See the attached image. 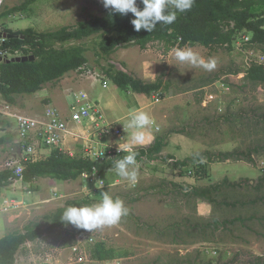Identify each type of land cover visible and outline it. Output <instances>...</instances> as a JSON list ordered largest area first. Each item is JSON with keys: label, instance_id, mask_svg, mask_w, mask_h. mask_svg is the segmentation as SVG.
<instances>
[{"label": "rangeland", "instance_id": "374dc122", "mask_svg": "<svg viewBox=\"0 0 264 264\" xmlns=\"http://www.w3.org/2000/svg\"><path fill=\"white\" fill-rule=\"evenodd\" d=\"M24 1L9 0V3L19 6ZM44 1L47 3L43 5ZM46 5L55 13L53 20L44 24L43 19L39 18L36 23L31 24L29 12L35 8H39L36 11L44 10ZM1 10L2 7L0 12ZM107 10L102 0H37L35 5L32 4L26 10L28 12L24 13L25 18L18 16L6 20V25L0 23V32L13 31L8 28L10 26L13 29H25L31 25L39 32L54 31L61 28L60 25L73 27L92 16H103ZM250 38L251 34H239L232 51L224 47L181 48H191L205 63L215 61L212 70L179 62L173 49L167 52L164 43L149 44L150 49L146 53L160 60L158 76L168 84V88L161 93L164 98L159 103L154 104L153 98L148 97L143 104L144 107H150L149 111L155 109L161 114V121H154L152 127L156 138H163L167 142L160 158L156 161L138 162L135 186H130L114 170L100 174L97 183L83 177L69 182L40 179L35 184L38 191H31V194L24 183L9 186L10 194H7V199L11 203H21L16 213L18 218L5 234L21 232L30 222H38L46 227L49 222L45 217L65 206L68 201L88 199L90 206H93L101 201L105 192L114 199H121L128 209L127 214L117 224L84 229V234L76 236L74 243L68 247L64 246V233L46 235L36 243H30L28 254L18 255V264H27L31 254L39 259L56 247H60L62 264H71L69 259L78 253L76 248L91 254L98 243H103L106 248L114 249L120 254L117 257L119 264H177L195 258L198 252L202 253L206 261L214 264H250L259 257L264 261V182H260L264 170L258 166V162L264 160V85L236 78V74L232 72L245 70V51L263 53L257 46L246 42ZM88 46L90 68L80 71L87 80L83 86L85 92L93 100L99 94L108 96L117 93L124 97L125 91L112 82H108V88H102L107 78L105 68L112 63L121 70L122 67L125 68L121 60L138 65L144 50L137 46L121 48L106 61L97 54L93 41ZM132 67L137 74L138 70L135 66ZM91 75L99 77L92 79ZM141 77L145 81H151L145 79L144 74ZM224 77L222 83H226L229 90H225L220 83ZM52 84L55 85L51 83V87ZM49 89L53 98V105L50 107L69 115L70 99L60 96L55 86L50 88L49 84L44 85L43 90L38 93L40 98L32 100L33 95H26L24 99L18 97L16 106L29 113L44 114L45 100L42 96ZM2 101L4 100L0 97V102ZM0 105L2 109L4 104ZM12 109L16 108L12 106ZM14 112L17 114L15 110ZM127 121L116 125L123 128L127 126ZM16 125L15 119L0 112V171L5 169L10 158L19 156ZM158 127L161 130H155ZM114 142L120 143L116 139ZM139 147L142 146L137 148ZM232 152L238 153V159L241 160H228L226 163L214 158V163H206L210 180L201 181L199 185L202 186L199 187L205 188L220 182L230 170L235 173V177L231 179L237 187L224 188L216 198L219 205L215 208L208 205L210 212L204 214L203 210L207 206L201 203L206 202L184 196L185 191H191L190 188L196 182L189 174L191 166L176 167L174 160L166 159L170 156L176 161H184L201 153H207L205 158L208 159L220 153ZM45 153L51 154L48 150ZM249 153L252 154L254 164L243 160ZM217 163L221 164L212 166ZM238 164L241 169L236 171L233 167H226ZM213 169L215 170L211 173ZM217 184L221 185L222 182ZM259 185L261 187L258 190ZM255 200L257 202L254 203ZM224 201L231 206L224 205ZM242 203L246 205L242 206ZM10 214L14 213H0V219L4 216L11 217ZM238 218L241 220H237ZM214 219L220 223L225 220L234 222L217 226V229L214 226L208 228L207 234L201 236L197 229ZM191 227L196 229L190 230Z\"/></svg>", "mask_w": 264, "mask_h": 264}, {"label": "trees", "instance_id": "16d2710c", "mask_svg": "<svg viewBox=\"0 0 264 264\" xmlns=\"http://www.w3.org/2000/svg\"><path fill=\"white\" fill-rule=\"evenodd\" d=\"M37 0H25L21 5L15 6L6 12L0 13V19L27 13V9ZM143 7L142 4L138 5ZM177 20L172 25H157L151 32L141 30L136 32L131 20L134 18L131 13L127 16L114 14L109 9L103 16H92L89 19L79 22L73 27H61L54 31L39 32L32 27L20 30H6L10 37L0 43V57L4 54L5 60L19 56H34V60L26 62H2L0 63V97L5 102L17 105V98L24 95H33L41 91L44 85L60 82L68 73L79 71L88 64L89 42L93 41L97 54L106 61L119 50L130 46H139L142 50L149 44L164 43L167 52L179 46L196 47L202 46L208 49L219 47L233 50L236 37L245 32L251 34L250 44L257 46L264 54V0H195L192 9L185 13H177ZM230 22L235 24L233 29ZM181 39V40H180ZM180 40V41H179ZM234 74L240 71H232ZM105 74L120 90L136 94L152 96L159 93L161 98L163 91L168 88L162 78L155 82L145 81L118 70L111 63L105 68ZM246 81L264 85V67L253 66L247 70ZM166 142L163 138H156L148 147L137 148V161H156L160 158ZM126 153L118 156L123 158ZM207 153L195 154L184 161H176L168 156L166 160H174L176 167L191 166L189 174L195 181L209 178L206 163H214L228 160L240 161L236 152L220 153L218 156H205ZM248 163L254 164L252 154L243 157ZM207 159V160H205ZM115 160H109L103 164H94L82 157H70L58 150L51 155L37 162H29L23 173V182L29 191H38L35 184L40 179H52L57 181H75L83 174H92L96 169L99 174L113 170ZM187 172V171H186ZM187 174V173H186ZM183 176V175H182ZM14 177L10 170L0 171V190L10 185V179ZM260 182H264L263 177ZM221 184V183H220ZM237 187V185L224 180L221 185L212 184L208 187H193L185 193V197H193L206 202L208 205H219L216 198L222 194L224 188ZM261 185L257 187L259 188ZM263 200V199H259ZM254 203L257 200L253 201ZM246 205L245 203H242ZM90 206L88 199L68 201L65 206L58 208L45 220L49 224L44 227L41 223L30 222L21 232H15L0 238V264H16L17 256L27 253V243H36L46 235L64 233V246L68 247L74 243L76 236L83 235L84 229L68 223L63 219L64 211L68 207ZM224 205L231 206L224 201ZM241 220V219H237ZM234 221L225 220L205 224L197 229L201 236H205L208 228L231 224ZM71 231H69V229ZM196 229L191 227L190 230ZM186 233H189L186 230ZM91 255L99 260H113L120 256L114 249L106 248L103 243H98L91 250ZM177 264H214L206 261L202 253L198 252L195 258L180 261ZM250 264H264L262 258H257Z\"/></svg>", "mask_w": 264, "mask_h": 264}, {"label": "built area", "instance_id": "2783aa9c", "mask_svg": "<svg viewBox=\"0 0 264 264\" xmlns=\"http://www.w3.org/2000/svg\"><path fill=\"white\" fill-rule=\"evenodd\" d=\"M3 0H0V7ZM235 24L230 22V27L225 30L233 29ZM6 37H0V43H3ZM181 40V39H180ZM179 40V41H180ZM250 39H247V43ZM176 49L179 46L175 47ZM174 49V48H173ZM243 51V49H239ZM246 52V68L236 74V78L244 79L247 70L253 66L264 67V54H257L254 50ZM4 54L1 58H5ZM117 64V63H116ZM118 65V64H117ZM85 68H81L84 70ZM91 75L90 78L95 79ZM99 76L97 75L96 78ZM220 83L225 90L226 83ZM219 83V82H218ZM106 88L107 84H103ZM153 103H159L161 100L160 93H154ZM70 99V115L68 118H63L56 108L49 106L45 107L44 114L49 117L48 122H35L25 118L10 117L15 119V126L18 134L17 145L19 146V156H13L5 165V170L13 172L14 177L10 179V185L23 183V173L26 164L29 162H37L47 158L49 155L45 153L48 150L50 153L58 150L70 157H82L91 161L94 164H103L109 160H116L119 155L124 152H118V143L113 142L115 139L120 143H124V131L121 128L108 123L102 112L100 105L96 101H92L86 93L69 94ZM205 104V103H204ZM137 150V147L135 148ZM45 153V154H44ZM143 160H147L143 158ZM260 169L264 170V160L258 162ZM85 179L93 183H97L100 179L99 172L94 169L92 174H83ZM28 193L31 194L29 191ZM20 203H11L8 199H4L0 203V213H9L17 210ZM76 256L71 257V264H119L120 261L115 258L113 260H99L94 258L85 250L76 248ZM62 253L60 247L52 249L49 254L35 259L30 255L27 264H62L60 257Z\"/></svg>", "mask_w": 264, "mask_h": 264}, {"label": "clouds", "instance_id": "9594fccd", "mask_svg": "<svg viewBox=\"0 0 264 264\" xmlns=\"http://www.w3.org/2000/svg\"><path fill=\"white\" fill-rule=\"evenodd\" d=\"M102 3L105 9H109L114 14L127 16L131 13L134 17L131 24L136 32L143 30L151 33L157 25L174 24L178 18L177 13L190 11L195 0H102ZM140 4L143 5L142 8L138 6ZM0 33L4 34L3 32ZM173 52L175 58L181 63L203 67L205 70H212L215 67V61L205 63L191 48H177L173 49ZM3 59L5 60V58ZM80 71L82 70L80 69L78 72ZM130 115L131 119L124 130L127 133V129H132V132L130 136L127 135V137L122 138L125 142L118 143L117 149L118 152L126 154L123 158L114 161L113 170L119 177L128 181L130 186H135L138 179L137 156L139 155L135 148L143 146L150 139L148 129L153 125V120L146 112L139 109H132ZM127 212L128 209L121 199H114L105 192L102 194L101 201L93 206L68 207L64 211L63 219L77 228L92 229L101 225L117 224ZM30 243H27L28 250Z\"/></svg>", "mask_w": 264, "mask_h": 264}, {"label": "crops", "instance_id": "0c3cea01", "mask_svg": "<svg viewBox=\"0 0 264 264\" xmlns=\"http://www.w3.org/2000/svg\"><path fill=\"white\" fill-rule=\"evenodd\" d=\"M36 2L33 5H35ZM45 3H47V2L44 1L43 5ZM13 7H15V6H12V4L9 3V0H4L3 1V5H2V10H1L0 13L6 12L7 10H9V9H11ZM38 9L39 8H35V10H31V12H29L30 15L28 17H29V22L31 24L33 22L36 23V20H38L39 18L43 19L42 23H44V24H47L49 21L53 20V16H54L55 13L52 11L51 8L48 7V5H46V8L44 10L36 11ZM18 16H20L19 18H21V19L25 18L24 13H21L20 15H12V16H9V17L1 18L0 21H2V22H0V23H2V24L5 23V25H6V22H5L6 20L9 21V20H12L13 17H18ZM60 26L61 27H71V26H68V25H60ZM29 27L33 28L32 25L29 26ZM29 27H27V28H29ZM8 28L12 29L13 31L23 30L22 28L13 29L11 26L8 27ZM157 43L158 42L153 43V44H157ZM137 47L140 48L139 46H137ZM121 48H119V49H121ZM128 48H130V47H128ZM148 49H150V48L148 47L147 49H144V53H143L142 57L140 58V60H138V62H139V64L137 63L138 65H134V64L131 65L130 62H127V60L126 61L125 60H121V62L123 63V65L125 67V68L122 67V69H123L124 72H126L127 74H129V75H131L133 77L142 79L141 75L144 74V78L145 79L151 80L150 82H155L158 78H160L158 76V69H159V65H161V62H160L159 59L156 58V56H154V55L151 56L152 54L146 53V52H148ZM183 64H186V63H183ZM88 65H89V62H88L87 65H85V68H87L89 70L90 67ZM132 66H135V69L138 70V73H137L138 76H137L136 73H134L135 70L133 72V67ZM83 75L84 74H82V73H80L78 71L70 72L60 82H55L54 83L55 85L52 84V87L55 86V89L57 90V93L60 96L63 95L65 97V99H67V97L69 99H71L69 97V94L71 92L78 93V94L79 93H86L85 92L86 90L83 89V86H84V81H87V80L82 77ZM108 82H112V81L109 78H105L103 84H107L106 88H108ZM103 84H102V88H104ZM49 85H50V88H52L51 87V83H49ZM106 88H104V89H106ZM40 92H38V93H40ZM38 93L33 94L34 97H32V100L34 98H40L39 97L40 95ZM125 93L126 94H124V97H121L117 93L114 94V95H108V96H104L103 94H99V95L96 96L97 98L94 99V100L91 99L89 94H87V93L86 94L89 96V98L92 101H96L100 105V107L102 109V112H103V114L105 116L106 121L108 123L114 124V126H116V127H118L116 125L118 122H125V121L128 120L125 124L129 123V120H130V117H131L130 111L132 109H139L140 111L146 112L152 118L153 124H154V121H161L160 120L161 119V117H160L161 114L159 112H156L155 109L154 110L152 109L151 111H149L148 109L150 107H144L143 106V104L145 102L144 99H148V96H146L144 94H136V93H131V92H125ZM24 97H26V95L21 96L18 99H22V98L24 99ZM28 97H30V96H28ZM149 97H153V96H149ZM42 98H43V100H45L44 101L45 104H44V109L43 110H45L46 106H49V105L52 106L53 105V104H51V103H53L52 102L53 98H52V93L50 92V89H49L48 92L45 93L44 96H42ZM3 103H4V101H2V103L0 102V104H3ZM10 105L15 107L18 111L16 109H14V110L17 112V114H19L21 116H25V117L30 118L32 120L43 119L44 118L45 114H39L38 115L37 113L36 114L31 113V112L29 113L26 110H24V109H22V108H20L18 106H15V105H12V104H10ZM36 108H38V107H36ZM59 112H60V114H61V116L63 118H68L69 115H70V113L68 115L67 113L66 114L62 113L60 110H59ZM158 113L160 115H158ZM158 117H160V118H158ZM152 127H153V125L148 129V133L150 135V139L142 147H148L149 145H151L154 142V140L156 138V134H155V131H154V129ZM118 128H120V127H118ZM124 128H126V126L121 128V129H123L124 134H125ZM155 130L159 131V130H161V127L160 128L158 127ZM131 132H132V129H127L126 137H127V135L130 136ZM123 142H125V141H123ZM166 145H167V142H166ZM218 164H221V163L212 164V166L214 167V165H218ZM226 167H227V169L233 167V169L236 171V170H238L240 168V165L239 164L235 165V166L227 165ZM214 170L215 169L211 170V173ZM209 175H210V172H209ZM233 177H235V173L230 170L228 173H226L222 177L221 181L217 182V183H221L224 180H228L230 183L235 184L234 181L231 179ZM206 180H210V177L208 179L196 181L195 183H193V185L190 188V190H192V188L194 186L195 187L196 186L197 187L202 186V185H199V184L201 183V181H206ZM12 186H10V187H12ZM8 187L2 188L0 190V203H1L2 200L7 199V197H6L7 194H10V192L8 190ZM185 193H186V191H185ZM11 196H12V194H11ZM201 204H203L204 206L205 205L207 206V207L204 208L203 212H204V214H208L210 212L208 204L207 203H201ZM17 210L11 212V213H14L13 215L10 214L11 217L4 216L3 219H0V237L1 238L6 235L5 233L7 232V230L13 226L14 222L18 218L19 215L16 214ZM16 264H18V256H17V263Z\"/></svg>", "mask_w": 264, "mask_h": 264}, {"label": "bare ground", "instance_id": "6f19581e", "mask_svg": "<svg viewBox=\"0 0 264 264\" xmlns=\"http://www.w3.org/2000/svg\"><path fill=\"white\" fill-rule=\"evenodd\" d=\"M3 104H4L3 105V108L2 109L0 108V112H2L6 116L18 117V118H25L27 120H31V121H35V122H39V123H41V122H48L49 117L47 115H44V118L43 119L32 120V119L27 118L25 116H21L19 114H16L14 112V110L12 109V106L9 103L4 102Z\"/></svg>", "mask_w": 264, "mask_h": 264}, {"label": "water", "instance_id": "95a60500", "mask_svg": "<svg viewBox=\"0 0 264 264\" xmlns=\"http://www.w3.org/2000/svg\"><path fill=\"white\" fill-rule=\"evenodd\" d=\"M10 37L8 34H2L0 33V37ZM34 56H23V57H17V58H12L10 60H4L3 58H0V63L2 62H26L30 60H34Z\"/></svg>", "mask_w": 264, "mask_h": 264}]
</instances>
